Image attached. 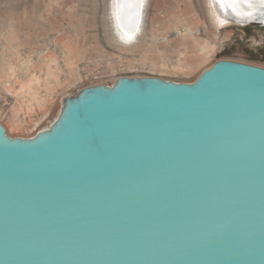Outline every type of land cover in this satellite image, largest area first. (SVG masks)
Here are the masks:
<instances>
[{"label":"water","instance_id":"water-1","mask_svg":"<svg viewBox=\"0 0 264 264\" xmlns=\"http://www.w3.org/2000/svg\"><path fill=\"white\" fill-rule=\"evenodd\" d=\"M0 264H264V68L86 88L30 139L0 123Z\"/></svg>","mask_w":264,"mask_h":264},{"label":"rangeland","instance_id":"rangeland-1","mask_svg":"<svg viewBox=\"0 0 264 264\" xmlns=\"http://www.w3.org/2000/svg\"><path fill=\"white\" fill-rule=\"evenodd\" d=\"M150 1L145 29L156 19L159 35H143L142 29L135 41L117 27L113 0H0V123L7 133L29 138L47 130L61 101L120 78L192 83L222 60L264 68V23L213 26L205 0H168L158 8V0ZM171 12L180 19L167 17ZM192 17L199 20L195 36L215 50L197 70H177L191 49L184 44L194 41L185 35ZM166 25L178 26L165 32ZM192 50L187 54H197Z\"/></svg>","mask_w":264,"mask_h":264},{"label":"bare ground","instance_id":"bare-ground-1","mask_svg":"<svg viewBox=\"0 0 264 264\" xmlns=\"http://www.w3.org/2000/svg\"><path fill=\"white\" fill-rule=\"evenodd\" d=\"M113 1H114L113 5H114L115 11H116V16H114V17L116 18L117 23H118L117 27L119 28V30H122L124 32V34L126 36H128V38H134L135 37L134 40L137 41L140 38L139 36H137V33L142 32V29H143V35H146L145 33H147L148 35L150 34V36H152V37H156L159 35V29H157L155 26V24L157 22L156 19L153 20L152 25L149 28V30L147 29L148 30L147 32L145 29V23H146L147 13H148L147 11H148V8L150 6L149 4L151 2L150 0H113ZM168 2H169L168 0H158L155 3V7H157V8L161 7V5L168 3ZM251 2L253 4L252 7H249L247 4H243V3L239 4L236 12H234L231 8H227L226 10L221 8L219 3L217 2V0H205V5H206V9H207L208 18H209L211 24H213V26L230 24V23H234V22H237V23L247 22L250 20L253 22H256L258 24L264 23V6H261L258 3V0H251ZM187 4H189V3H187ZM186 9H189V8H185V10ZM190 11L191 10L186 11L185 13L190 12ZM172 14H174V13L171 12L170 14L167 15V17L170 15L172 16ZM187 14L189 15V13H187ZM174 15H173L174 19H177L178 16H176V14H174ZM190 15H192V14L190 13ZM257 16H260L261 18H257ZM175 17H177V18H175ZM184 17H185V15H184ZM194 17H195V15H194ZM194 17H192L191 22L187 23L188 25H186V28L183 27V28L187 29V31L185 30L186 31L185 35L189 36L190 38H192L194 40L192 42V44L191 43H185L184 48L185 49L191 48L190 50L193 49L192 51L197 52V54L189 55L187 53L190 52V50L189 51L186 50L188 52L187 53L184 52V53H186L187 55L183 54L184 56L182 57V55L179 53L181 56H180L179 62H177L178 64L176 65L177 70H186V71H190V70H194V69L197 70V67L202 62L207 60L209 54L215 50V45H213L211 42L200 41L199 38L196 37L197 34L195 36L194 32H195V30H197V27L199 26V20L197 18H194ZM178 19H180V18H178ZM169 21H172V19L171 20L169 19ZM174 22H175V20H174ZM178 23H180V21ZM200 23H202V22H200ZM141 26L143 28H141ZM177 26L166 25L164 31L166 32L169 29H172L173 27L176 28ZM135 46H137V44H133V45L130 44L128 47L133 48ZM185 49H184V51H185ZM178 51H181V50H178ZM115 83H113V85ZM66 99L61 101L62 107H63L64 101ZM62 107L60 106L59 113L55 117L54 122L58 119V117L61 113ZM11 124L14 127H21V125L15 124L13 121L11 122ZM49 128H47V129H49ZM5 130H6V128H5ZM6 133H7V130H6ZM37 134L38 133H36L34 136H36ZM7 135H9V134L7 133ZM34 136H32V137H34ZM10 137L15 138L12 136H10ZM32 137H29V138L17 137V138L30 139Z\"/></svg>","mask_w":264,"mask_h":264},{"label":"snow or ice","instance_id":"snow-or-ice-1","mask_svg":"<svg viewBox=\"0 0 264 264\" xmlns=\"http://www.w3.org/2000/svg\"><path fill=\"white\" fill-rule=\"evenodd\" d=\"M217 2L219 3L221 8H223L225 10L227 8H231L234 12L237 11V7L241 3L247 4L249 7L253 6L251 0H217ZM258 3L261 6H264V0H258Z\"/></svg>","mask_w":264,"mask_h":264}]
</instances>
